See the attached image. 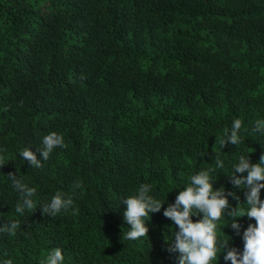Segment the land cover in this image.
I'll return each instance as SVG.
<instances>
[{"label":"trees","instance_id":"16d2710c","mask_svg":"<svg viewBox=\"0 0 264 264\" xmlns=\"http://www.w3.org/2000/svg\"><path fill=\"white\" fill-rule=\"evenodd\" d=\"M236 118L248 129L264 118V0H0V220L20 221L14 237L0 235V258L39 264L59 247L64 264H178L165 242L178 230L167 203L147 236L125 240L121 199L151 183L174 202L172 186L214 163ZM52 131L65 147L41 168L23 163L19 152L29 146L40 159ZM221 151L214 187L236 191L235 207L244 190L230 183L231 163L247 153L257 163L264 137L246 134ZM10 172L37 187L34 199L69 193L75 214L44 216L37 206L20 217ZM238 220L241 233L255 223ZM224 234L243 248L230 225ZM223 256L216 264H231Z\"/></svg>","mask_w":264,"mask_h":264},{"label":"clouds","instance_id":"9594fccd","mask_svg":"<svg viewBox=\"0 0 264 264\" xmlns=\"http://www.w3.org/2000/svg\"><path fill=\"white\" fill-rule=\"evenodd\" d=\"M246 134L264 137V118L255 120L250 129L244 127L240 118L234 119L231 127H224L218 140L219 149L214 163L189 174L182 180V187L172 186L171 190L179 189L174 202L168 203L166 199H160L151 183L139 184L132 195L122 198L126 205L123 219L130 225L128 231L123 233V239L138 240L147 236L151 214L160 211L167 203V207L163 208V215L173 221L178 230L173 231L165 242L170 253L179 254L176 257L178 264H216L222 252L223 259L231 264H264V199H261V189H264V154L257 163L250 161L248 153L238 155L231 163L227 176L236 189L244 190V203L230 206L229 197L240 200L237 192L226 190L223 185L214 187L217 174L222 173L221 170L226 167L221 148L226 144L237 147L245 143ZM41 143L42 146L38 147L40 159L29 146L19 152L23 163L26 159L31 167L41 168L42 160H48L55 149L65 147L63 135L56 131L44 135ZM2 152L3 149H0V153ZM4 164L5 157L0 155V166ZM6 178L19 195L14 211L20 217L25 215L26 210L33 212L37 206L44 216L54 217L69 210L75 214V202L69 193L56 190L49 199L40 201L34 199L37 197V187L30 186L18 174L10 172ZM81 187L79 180L72 185L73 191ZM245 215L254 218L255 223H249L241 233L242 225L238 218ZM193 217L198 219L194 221ZM229 225L236 235L241 236L242 249L228 247L230 237L224 234L228 239H222L219 235L222 228ZM19 227L18 219L7 222L0 220V235L14 237ZM64 261L62 249L56 247L40 258L39 264H64ZM0 264H14V260L0 258Z\"/></svg>","mask_w":264,"mask_h":264}]
</instances>
